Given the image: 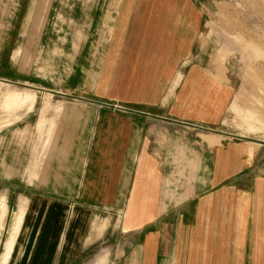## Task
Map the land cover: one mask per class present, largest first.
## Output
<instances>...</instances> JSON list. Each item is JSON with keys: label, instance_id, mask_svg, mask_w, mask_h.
<instances>
[{"label": "crops", "instance_id": "0c3cea01", "mask_svg": "<svg viewBox=\"0 0 264 264\" xmlns=\"http://www.w3.org/2000/svg\"><path fill=\"white\" fill-rule=\"evenodd\" d=\"M141 7L102 21L104 45L79 50L90 65H75V91L50 99L42 128L33 95L4 97L7 107L33 105L18 113L12 140L2 137L0 158L8 183L26 185H16V212L37 221L30 246L77 264L116 233L110 264H264V133L228 131L237 90L201 51L198 8ZM187 124L220 133L188 136ZM11 151L35 154L10 165Z\"/></svg>", "mask_w": 264, "mask_h": 264}, {"label": "rangeland", "instance_id": "374dc122", "mask_svg": "<svg viewBox=\"0 0 264 264\" xmlns=\"http://www.w3.org/2000/svg\"><path fill=\"white\" fill-rule=\"evenodd\" d=\"M173 2L175 0H0V158L4 157V144L9 143H3L2 137L12 134L11 126L19 121V112L32 110L35 104L38 114L39 106L43 105L38 120V128H42L46 112L54 109L50 99H55L54 96L61 92L75 91L78 80L75 65H90L88 61L80 62L84 53L81 52V58H78L79 50L85 45L91 50V43L104 45L98 33L103 20L110 26L115 21L113 12L120 8H133L134 5L137 8L141 4L142 9L157 8L158 11L163 7L167 10ZM190 2L198 8L203 23L200 38L203 55L209 62L217 61L236 86L235 104L228 114V131L242 130L249 135L264 133V0ZM102 54L91 56L94 70L101 64ZM9 90L33 95V105L5 106L3 100ZM196 126L194 129L185 125L182 131L194 137L202 133H220V128L207 130ZM258 126L260 129H254ZM8 139L11 141L12 135ZM28 142L25 139V143ZM10 147L14 149L13 144L7 149ZM32 153L35 154L34 151H11L8 153L9 164L14 163L15 155H21L23 160L18 163L26 166ZM16 185L26 187L23 183ZM16 185L8 183L0 168V264H60L53 260V247L30 246L36 232H26V229L30 220L32 223L37 221L33 216L17 214L19 192ZM117 219L119 215L114 216L112 223ZM117 240L115 233L104 244H96L81 254L77 264H110L109 252ZM23 241H28V245L19 248ZM104 254L107 261L99 259Z\"/></svg>", "mask_w": 264, "mask_h": 264}, {"label": "built area", "instance_id": "2783aa9c", "mask_svg": "<svg viewBox=\"0 0 264 264\" xmlns=\"http://www.w3.org/2000/svg\"><path fill=\"white\" fill-rule=\"evenodd\" d=\"M186 126H187L188 128L190 127V125H188V124H187ZM191 126H192L194 129H197V126H196V125H191ZM187 127H186V128H187Z\"/></svg>", "mask_w": 264, "mask_h": 264}]
</instances>
